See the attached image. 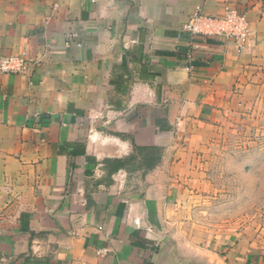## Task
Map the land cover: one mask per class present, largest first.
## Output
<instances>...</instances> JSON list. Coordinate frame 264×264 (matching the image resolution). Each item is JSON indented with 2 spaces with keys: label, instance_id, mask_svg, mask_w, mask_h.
Wrapping results in <instances>:
<instances>
[{
  "label": "crops",
  "instance_id": "1",
  "mask_svg": "<svg viewBox=\"0 0 264 264\" xmlns=\"http://www.w3.org/2000/svg\"><path fill=\"white\" fill-rule=\"evenodd\" d=\"M228 8L247 18L243 50L185 29ZM21 53L23 74L0 71V264L251 257L201 244L187 198L226 117L264 97V0H0V59ZM115 133L160 164L96 184L132 153Z\"/></svg>",
  "mask_w": 264,
  "mask_h": 264
},
{
  "label": "rangeland",
  "instance_id": "2",
  "mask_svg": "<svg viewBox=\"0 0 264 264\" xmlns=\"http://www.w3.org/2000/svg\"><path fill=\"white\" fill-rule=\"evenodd\" d=\"M208 150L195 166L199 188L187 198L200 243L221 245L223 254L240 244L252 254L242 264H264V97L256 109L226 117Z\"/></svg>",
  "mask_w": 264,
  "mask_h": 264
},
{
  "label": "built area",
  "instance_id": "3",
  "mask_svg": "<svg viewBox=\"0 0 264 264\" xmlns=\"http://www.w3.org/2000/svg\"><path fill=\"white\" fill-rule=\"evenodd\" d=\"M185 29L191 36L218 37L230 41L238 50L244 49V41L249 33L245 14L229 8L226 9L225 17L222 20L204 17L197 12L191 16ZM188 59H192L191 54L188 55ZM27 66L28 61L25 53L0 59V71L5 74H23ZM100 253L104 254L106 251L103 250Z\"/></svg>",
  "mask_w": 264,
  "mask_h": 264
},
{
  "label": "trees",
  "instance_id": "4",
  "mask_svg": "<svg viewBox=\"0 0 264 264\" xmlns=\"http://www.w3.org/2000/svg\"><path fill=\"white\" fill-rule=\"evenodd\" d=\"M165 55H172V53H165ZM159 124V122H158ZM113 135L119 136L121 138H127L130 140L132 146V153L129 157L118 160H104L103 167L106 172V180H98L96 184L109 185L112 183L110 177L117 173L119 170L125 169L126 171L131 170H140L142 175H145L147 172L155 169L161 162L163 149L160 147H139L134 144L133 139L130 135L127 134H118ZM133 166V167H132ZM137 234V233H136ZM146 244H151L147 240L137 243L140 249L147 248ZM145 264H151L150 262H145Z\"/></svg>",
  "mask_w": 264,
  "mask_h": 264
}]
</instances>
